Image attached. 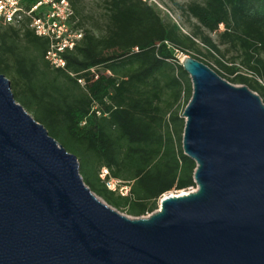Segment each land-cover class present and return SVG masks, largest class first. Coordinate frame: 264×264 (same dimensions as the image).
<instances>
[{"label": "water", "instance_id": "obj_1", "mask_svg": "<svg viewBox=\"0 0 264 264\" xmlns=\"http://www.w3.org/2000/svg\"><path fill=\"white\" fill-rule=\"evenodd\" d=\"M179 60L193 87L182 145L197 188L142 217L97 196L0 75V264H264V102Z\"/></svg>", "mask_w": 264, "mask_h": 264}, {"label": "trees", "instance_id": "obj_2", "mask_svg": "<svg viewBox=\"0 0 264 264\" xmlns=\"http://www.w3.org/2000/svg\"><path fill=\"white\" fill-rule=\"evenodd\" d=\"M69 1L82 16L79 0ZM102 1L106 31L84 29L81 43L65 54L66 70L46 61V38L0 25V75L22 83L15 99L77 156L89 188L115 209L142 217L169 192L197 188V164L182 145L193 87L177 53L194 52L208 66L214 58L218 68L209 67L264 102V0L177 4L189 22L197 21L190 33L166 23L147 0ZM104 168L129 187L126 196L107 187Z\"/></svg>", "mask_w": 264, "mask_h": 264}, {"label": "built area", "instance_id": "obj_3", "mask_svg": "<svg viewBox=\"0 0 264 264\" xmlns=\"http://www.w3.org/2000/svg\"><path fill=\"white\" fill-rule=\"evenodd\" d=\"M0 25L27 27L37 36L46 38L49 46L45 59L53 69H67L65 54L74 51L85 36V30L78 25L69 0H0ZM166 44L171 47L168 42ZM79 82L84 85V80ZM98 115H101L100 112ZM100 177L110 190L119 191L123 196L128 194L129 187L123 186L121 181L108 178V169L104 168ZM194 190L192 188L186 192ZM182 192L172 191L164 197L180 195Z\"/></svg>", "mask_w": 264, "mask_h": 264}, {"label": "rangeland", "instance_id": "obj_4", "mask_svg": "<svg viewBox=\"0 0 264 264\" xmlns=\"http://www.w3.org/2000/svg\"><path fill=\"white\" fill-rule=\"evenodd\" d=\"M147 1L156 8V10L160 13L161 17L166 23L175 24L179 29L183 30L186 33H190L192 29L191 24H196L197 21L195 19H192L191 22H189L186 19V17L181 13V11L178 9L177 4L187 5L194 1L203 2L204 0H147ZM78 9L82 12V16H77L76 19H77V23L82 22L83 29L92 30L99 35L106 31L107 8H106V4L102 0H79ZM223 30H224V26H221L220 31ZM211 36L215 42L219 43L218 41L219 38L217 33H212ZM201 48L203 53L207 55V50L204 48V46H201ZM177 55L178 57H180V59L182 58L181 53H177ZM185 56L194 57L196 56V53L191 52L189 53V55H185ZM231 56H232L231 54L227 56V59L230 58ZM206 60L208 61L209 66H211L212 68L214 69L218 68L214 58L208 57ZM8 79L11 82L12 92L15 93L16 91H20V87H21L20 85L22 83L20 82L19 86L16 87L14 85V80L12 79V77H8ZM30 114L33 116L32 113ZM162 199L163 198L159 200V205Z\"/></svg>", "mask_w": 264, "mask_h": 264}, {"label": "bare ground", "instance_id": "obj_5", "mask_svg": "<svg viewBox=\"0 0 264 264\" xmlns=\"http://www.w3.org/2000/svg\"><path fill=\"white\" fill-rule=\"evenodd\" d=\"M180 58V57H179ZM181 59H184V55H182V58Z\"/></svg>", "mask_w": 264, "mask_h": 264}]
</instances>
